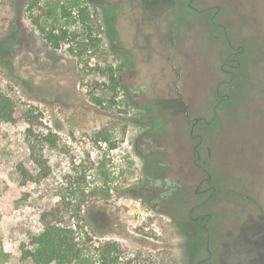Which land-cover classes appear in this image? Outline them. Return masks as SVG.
<instances>
[{
	"label": "rangeland",
	"instance_id": "1",
	"mask_svg": "<svg viewBox=\"0 0 264 264\" xmlns=\"http://www.w3.org/2000/svg\"><path fill=\"white\" fill-rule=\"evenodd\" d=\"M79 3L53 48L45 0H0V264L51 208L169 264H264V0Z\"/></svg>",
	"mask_w": 264,
	"mask_h": 264
},
{
	"label": "trees",
	"instance_id": "2",
	"mask_svg": "<svg viewBox=\"0 0 264 264\" xmlns=\"http://www.w3.org/2000/svg\"><path fill=\"white\" fill-rule=\"evenodd\" d=\"M27 1L29 10L37 9L40 5V0ZM39 8L44 9L45 20L49 22L42 24L40 16L33 17L32 21L53 48L75 38V31L70 32L65 25L60 24V20L64 23L73 21V12L78 17L75 21L85 23L88 18L87 5H81L79 0H45V4ZM83 32L77 50L68 46L69 53L78 57H82L99 40L92 34L91 26H85ZM70 35L72 38L69 39ZM108 79L114 84L118 82L112 75ZM13 110L12 99L0 89V124L14 120ZM43 139L50 143L53 140L49 134L44 135ZM92 214V211H88L86 225L90 229L87 231L84 225L70 220L74 214L65 220L61 208L42 210L39 214L41 230L31 236L28 247H21V257L29 260L30 264H169L162 254L149 251L154 250L155 246L146 240L140 239L138 244L142 248L130 250L126 244L112 238L94 236L99 226L91 218Z\"/></svg>",
	"mask_w": 264,
	"mask_h": 264
},
{
	"label": "flooded vegetation",
	"instance_id": "3",
	"mask_svg": "<svg viewBox=\"0 0 264 264\" xmlns=\"http://www.w3.org/2000/svg\"><path fill=\"white\" fill-rule=\"evenodd\" d=\"M143 190L145 194H151L152 196L157 195L155 194V192H157L156 189H152L146 186V187H143Z\"/></svg>",
	"mask_w": 264,
	"mask_h": 264
}]
</instances>
